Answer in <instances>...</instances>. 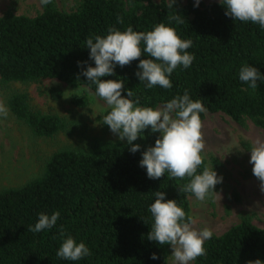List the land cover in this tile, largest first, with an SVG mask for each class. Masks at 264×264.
<instances>
[{
  "label": "trees",
  "instance_id": "trees-1",
  "mask_svg": "<svg viewBox=\"0 0 264 264\" xmlns=\"http://www.w3.org/2000/svg\"><path fill=\"white\" fill-rule=\"evenodd\" d=\"M195 5L194 0H78L67 11L53 0L34 16L4 11L0 15V89L5 106L34 136L70 131L65 117L33 107L28 93L11 89V83L54 78L95 92L96 86L81 75L89 65L95 67L87 38L106 36L110 26L147 32L164 23L181 39L192 41L187 51L195 57L189 68L174 70L169 77L171 89L147 88L135 75L139 60L123 68L117 65L115 75L102 79L123 80L122 96L131 89V99L139 98L141 107L155 108L187 90L190 99L201 100L206 109L200 113L201 120L207 113L221 112L241 126L248 121L264 131V78L257 81L255 91L239 79L244 64L256 67L264 77V28L226 16L220 0ZM177 14L183 23L169 19ZM117 17L123 18V24ZM146 58L150 57H140ZM50 94L53 99L62 96L57 87ZM72 101L83 105L87 98L74 95ZM159 135L146 129L143 139L133 141L141 146L135 153L126 139L90 137L82 146L54 151L41 171L23 184L1 188L0 264H167L170 245L147 239L154 222L149 205L155 200L154 192L162 191L165 201L175 200L191 216L192 194L179 191L190 178H169L166 172L153 180L140 166L142 153L154 146ZM202 157L197 174L204 167L220 166L216 157ZM56 211L60 217L53 228L28 230L39 214ZM61 227L65 238L71 235L77 243L84 242L91 255L79 261L57 257L63 243ZM204 247L206 255L192 264H247L257 259L264 264V227L255 225L251 214H243L224 232L213 233ZM153 253L159 258L151 259Z\"/></svg>",
  "mask_w": 264,
  "mask_h": 264
},
{
  "label": "clouds",
  "instance_id": "clouds-1",
  "mask_svg": "<svg viewBox=\"0 0 264 264\" xmlns=\"http://www.w3.org/2000/svg\"><path fill=\"white\" fill-rule=\"evenodd\" d=\"M42 6L51 4L53 0H39ZM175 0H173V3ZM200 0H196L199 5ZM226 7L225 15L234 20L252 22L264 28V0H220ZM177 23H183L180 15L169 18ZM117 22L123 24V18L117 17ZM143 42V49L141 43ZM192 41L181 39L173 27L159 23L150 31H134L131 26L120 31L110 26L106 36L96 35L86 40V47L90 49L89 58L95 67L89 65L81 75L94 84L95 94L103 100L110 109L103 117V124L107 125L113 134H117L120 141L125 139L131 145L130 151L140 150L139 144H133L138 138L143 139L146 129L152 133H159L154 146L148 147L142 153L140 166L146 168L149 179H160L167 172L169 178L183 180L190 178V182L183 184L179 191L190 193L199 201H204L213 194L214 188L222 182V178L208 167H204L201 174L197 169L203 164L201 155L205 148L203 124L200 113L206 112L201 100L193 101L187 90L182 96L167 101L158 107H141L140 100L134 92L125 91L123 80L102 79L115 75L117 65L121 68L139 60L138 71L135 75L145 83L149 89L160 86L171 89V74L179 66L189 68L195 59L187 49ZM146 59H140L142 55ZM81 62H78L80 64ZM86 63V62H85ZM260 71L253 66L244 64L239 70V79L248 84L255 91L257 81L262 79ZM8 108L0 102V118H7ZM249 163L253 165L252 173L260 181V190L264 192V139L256 138L251 148ZM155 200L149 205L148 211L153 218L151 230L147 239L158 245H170L174 264H190L198 257L206 255L205 241L213 236V231L204 227H194L196 221L188 216L175 200L165 201V193L154 192ZM60 217L59 211L47 215L39 214L35 226H29L34 233L53 228ZM60 238L63 243L56 252L57 257L68 261H79L90 256L91 251L84 242L77 243L71 235L65 238V229L60 228ZM153 253L151 259H158ZM247 264H262V261H248Z\"/></svg>",
  "mask_w": 264,
  "mask_h": 264
},
{
  "label": "rangeland",
  "instance_id": "rangeland-1",
  "mask_svg": "<svg viewBox=\"0 0 264 264\" xmlns=\"http://www.w3.org/2000/svg\"><path fill=\"white\" fill-rule=\"evenodd\" d=\"M54 1L59 9L67 11L78 2ZM209 1L214 0H200ZM8 9L16 14L34 16L42 5L39 0H0V15ZM53 87L61 90V98L51 97L50 89ZM10 88L26 91L33 107L65 117L72 128L51 137H38L10 112L7 118H0V189L21 185L36 176L46 158L56 150L82 146L95 136L119 138L103 124L108 106L83 84L71 87L54 78H43L38 82H13ZM74 95H85L87 102L83 105L74 103ZM4 97L0 89V102L5 105ZM202 124L205 148L201 155H212L219 160L220 166L213 170L222 182L214 190L219 195L213 194L204 201L197 200L194 195L189 196L190 215L196 221L194 227H208L214 234H220L247 213L251 214L255 225L264 227V192L260 190V181L253 175V165L249 163L254 141L258 137L264 139V131L248 121L241 126L221 112L205 114ZM171 254L170 246L167 264H174Z\"/></svg>",
  "mask_w": 264,
  "mask_h": 264
}]
</instances>
